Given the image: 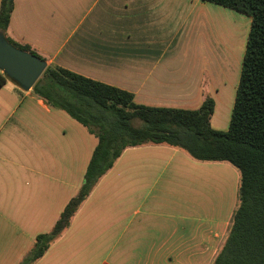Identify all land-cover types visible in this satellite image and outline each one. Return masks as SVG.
I'll return each instance as SVG.
<instances>
[{
  "label": "crops",
  "instance_id": "crops-1",
  "mask_svg": "<svg viewBox=\"0 0 264 264\" xmlns=\"http://www.w3.org/2000/svg\"><path fill=\"white\" fill-rule=\"evenodd\" d=\"M226 9L201 0H14L5 36L139 105L193 111L210 97L211 127L226 132L245 53L235 60L212 34ZM97 144L32 90L0 86V264H19L53 229ZM231 181L238 192L227 162L129 147L34 264H213L237 205L223 202Z\"/></svg>",
  "mask_w": 264,
  "mask_h": 264
},
{
  "label": "trees",
  "instance_id": "trees-1",
  "mask_svg": "<svg viewBox=\"0 0 264 264\" xmlns=\"http://www.w3.org/2000/svg\"><path fill=\"white\" fill-rule=\"evenodd\" d=\"M201 1L251 20L229 129L222 132L211 127L215 103L210 97L193 111L148 107L136 104L125 90L48 66L33 86V94L85 126L98 138V144L79 192L53 229L36 237L19 264H34L44 255L125 149L146 144L172 146L195 160L227 162L238 170L236 209L213 264H264V0ZM13 9L14 0H1L0 32L4 34ZM7 39L41 58L28 46ZM7 81L0 71V86Z\"/></svg>",
  "mask_w": 264,
  "mask_h": 264
},
{
  "label": "water",
  "instance_id": "water-1",
  "mask_svg": "<svg viewBox=\"0 0 264 264\" xmlns=\"http://www.w3.org/2000/svg\"><path fill=\"white\" fill-rule=\"evenodd\" d=\"M47 67L45 60L17 48L0 32V71L21 90H32Z\"/></svg>",
  "mask_w": 264,
  "mask_h": 264
},
{
  "label": "rangeland",
  "instance_id": "rangeland-1",
  "mask_svg": "<svg viewBox=\"0 0 264 264\" xmlns=\"http://www.w3.org/2000/svg\"><path fill=\"white\" fill-rule=\"evenodd\" d=\"M225 14L215 15V22L217 26L214 27V33L212 34L221 39L226 47H231L234 53V59H239L242 50L245 48L247 36L250 30V18L244 14L236 11L226 9ZM235 183L232 181L227 182L225 187V193L223 197L224 205L227 209L232 208L233 202L238 200V192L236 190ZM230 205V207H229ZM236 209V208H235Z\"/></svg>",
  "mask_w": 264,
  "mask_h": 264
}]
</instances>
